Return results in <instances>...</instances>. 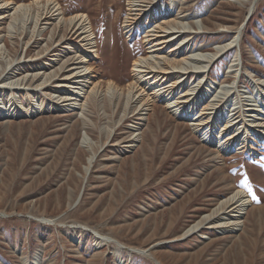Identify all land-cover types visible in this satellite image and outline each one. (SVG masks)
Returning <instances> with one entry per match:
<instances>
[{
	"label": "rangeland",
	"instance_id": "1",
	"mask_svg": "<svg viewBox=\"0 0 264 264\" xmlns=\"http://www.w3.org/2000/svg\"><path fill=\"white\" fill-rule=\"evenodd\" d=\"M55 1L66 16H89L98 56L88 63L93 72L82 91V115L58 96L70 90L76 79H65L87 48L78 26L47 17L40 22L44 34L35 39L34 25L10 33L12 17L0 19V45L14 78L36 71L54 76L43 86L31 79L18 90L0 89V107L15 109L14 117L0 118V264H34L35 257L38 264H264V95L246 100L253 91L249 78L264 79V0L243 29L251 0H137L133 8L129 0ZM180 21L192 26L190 32L168 41L164 33L178 31ZM238 30L237 46L226 48L208 75L232 82L227 68L241 54L232 118L245 131L256 129L244 141L228 139L230 129L223 132L227 119L215 111L226 102L216 105L209 87L197 104L184 106L200 116L197 131L135 78L134 62L148 57L151 45L159 42L173 58L168 69L186 56L177 49L180 40L189 39L193 51H212ZM162 71L149 72L151 81L166 79L176 98L187 93L178 83L180 71ZM188 78L200 79L196 72ZM110 82L119 96L106 93ZM37 101L43 109L32 113ZM254 108L260 116L252 123ZM84 132L91 147L82 143ZM221 134L231 150L202 136ZM238 188L251 200L238 231L220 234L205 224L187 232Z\"/></svg>",
	"mask_w": 264,
	"mask_h": 264
},
{
	"label": "bare ground",
	"instance_id": "2",
	"mask_svg": "<svg viewBox=\"0 0 264 264\" xmlns=\"http://www.w3.org/2000/svg\"><path fill=\"white\" fill-rule=\"evenodd\" d=\"M33 3H15L11 0H0V19H3L5 17H12V23L9 25V32L14 33L16 28L18 30H25L26 23L32 24L34 27L31 29V32L33 34L32 37H35V39H39V36H42L45 32L44 27H40V22L44 18L52 17L53 19L58 20V22L61 23H69L70 25H77L80 29V33L83 36V40L86 42L87 48L84 49V52L81 53V60L77 63L79 66L74 67L75 70L71 75L67 76L65 80H70L71 78H75L76 80L73 81L72 85L67 86L70 90L67 91V93L64 95H58L61 99L63 98V101L68 100V104L73 109L81 110L82 115H84V108L85 105L82 104V91L84 90V87H87V83H90L91 81V74L93 72V68L88 65L90 61V57H96L98 56V50L97 48V38L96 34L92 28L91 21L89 20V16L86 14H79L76 13L71 16H66L63 8L59 4V2L55 0H47L46 4H42L40 0H34ZM137 0H129V6L130 8H133L136 6ZM253 2V0H251ZM36 6L37 7V14L32 15L31 10L32 8ZM28 18V19H26ZM30 22L28 23V21ZM18 21V23H17ZM21 24V27H20ZM180 27H175L178 29V31H169L167 34L168 41L172 40V37L177 36L180 37L186 32H190V29L192 28L191 25L188 23H184L183 21H180ZM201 25L198 26V29H201ZM152 30L150 33L151 36H154L158 32V28L160 26L155 25L152 26ZM242 28V27H241ZM194 30V29H192ZM37 34H34L36 33ZM169 33H172L170 35ZM151 38V37H150ZM165 38V36H164ZM150 40V39H149ZM239 30L235 32L233 37L226 43V44H218L216 45L212 51H204L202 49L192 50V46L190 44V40H180L177 42V49H185L186 50V56L182 60L181 66H175L171 68H166V63L168 60L173 59L168 54H163V51L159 48L158 44L159 42L151 45L148 47V57H140L134 62V74L137 81L140 83L149 85V87L152 90V94H154L156 97L161 98L164 100L167 104V107L172 109L176 114L179 116L187 119L191 125L194 126V129L197 131H201V129L198 127L199 125L203 124L202 120H200V116H197L195 113L188 112L185 110L184 106L186 102H191L193 105L198 103V100H201V98L207 93V90L204 91L203 88L206 86L209 87V91L211 96L213 97V100L215 104H219L220 101H225L226 106L221 110L220 112L215 111L218 113V117H221L225 114V118L227 119V124L225 125L224 130H231L227 135L232 134L228 139H234L238 136H240V140L244 141V139L249 138V133H252L256 131V129L250 130L249 128L242 129V127L236 125L237 122H235L234 118H232V105L236 104V101L233 98V95L235 93H238V85H237V78L239 77L241 73V67H242V57L240 53H236L234 58L232 59V62L227 68V76L235 78L232 82H220L217 80H214L209 77V71L214 64L216 60H218L222 55L228 52L226 48H233L234 46H237L239 43ZM96 47V48H95ZM190 47V48H189ZM95 48V49H94ZM162 48V47H161ZM229 49V50H230ZM96 53V54H95ZM6 63L5 69H0V89H8V90H16L19 87H16L17 85H21L24 83V81L28 82L31 79H37L38 81H41L39 83L40 86H43L46 82L50 81L54 76L47 75L44 72L36 71L32 73H28L24 75L21 78H14L16 75L14 73H10L12 70L9 66L11 65L10 59H7V56H5L4 48L0 45V67H3L1 64V61ZM8 66V67H7ZM10 68V69H9ZM150 69V71H148ZM15 70V69H14ZM159 70H164L163 73H169L171 70H178L182 74L178 78L179 85L187 89V93H183L182 96L176 98V92H175V86L172 84H169L166 79L163 80V78L157 77L153 81H151L150 76L148 75L149 72H159ZM191 72H196L199 75V80L195 79L191 81L188 78V74ZM19 73V72H18ZM22 75V74H20ZM152 76V75H151ZM160 76V75H159ZM70 77V78H69ZM251 80L250 84L252 87L251 92H249L248 96L246 97V100L248 101H257L262 99V96L264 95V79L254 80L253 78H249ZM68 83V82H66ZM177 83V84H178ZM118 88V87H117ZM116 88V85L113 82H110L108 85V88L106 90V93H108L109 96H114L118 94V90ZM17 89V90H18ZM203 90V91H202ZM31 91V90H30ZM34 91V90H32ZM37 91V90H36ZM121 92V91H119ZM247 92V91H246ZM32 93V92H31ZM35 93V92H34ZM129 92V96H131ZM245 94V93H243ZM119 96V94H118ZM117 96V97H118ZM185 100H181V98H185ZM70 98V99H69ZM111 98V97H110ZM260 102V101H259ZM261 103V102H260ZM34 104V106H33ZM31 107H33L32 113L40 112L43 109V103L38 102L33 103ZM183 104V105H181ZM253 104V103H252ZM255 105V102L254 104ZM215 108V107H213ZM218 109V107H216ZM14 108L8 107V106H2L0 107V118H12L14 117ZM254 112H258L257 109H253ZM34 111V112H33ZM251 116H253V119L251 120L252 123H255L260 116L259 113H256ZM214 113V112H212ZM216 117V115H214ZM218 120V119H217ZM199 121V122H198ZM197 125V126H196ZM264 125V123H263ZM226 130V131H227ZM249 131V132H248ZM246 132L247 135H244L243 133ZM202 133V132H201ZM238 133V135H236ZM212 146H214L217 149H223V150H231V145H229L228 139L224 138V135L221 134L219 138H207ZM136 135L132 138L135 139ZM135 142V141H134ZM82 143L87 146H92L93 142L91 137L88 135L87 132H84L82 137ZM95 157V154H93L89 159L90 161H93ZM251 205V200L247 192L242 189L238 188L236 191H234L232 194L228 195L227 197L220 200L218 205L213 209V211L210 214H207L203 217L202 222L195 224L194 226L190 227L187 232H193L195 230H201L205 224H209L208 226L212 225L215 229L218 230V233L224 234V233H234L238 231L241 226L243 225V218L246 214L248 206ZM140 252H143L140 250ZM34 264L39 263V258L35 257ZM120 263V262H119Z\"/></svg>",
	"mask_w": 264,
	"mask_h": 264
},
{
	"label": "water",
	"instance_id": "3",
	"mask_svg": "<svg viewBox=\"0 0 264 264\" xmlns=\"http://www.w3.org/2000/svg\"><path fill=\"white\" fill-rule=\"evenodd\" d=\"M257 1H258V0H253V2H252V7H251V9L249 10V13H248V15H247V17H246V19H245V21H244V23H243L241 29H243V28L247 25V22L249 21L250 17L252 16V14H253V12H254L255 5H256V2H257ZM144 252H146V251H144Z\"/></svg>",
	"mask_w": 264,
	"mask_h": 264
}]
</instances>
